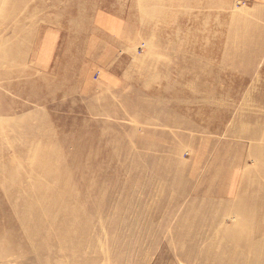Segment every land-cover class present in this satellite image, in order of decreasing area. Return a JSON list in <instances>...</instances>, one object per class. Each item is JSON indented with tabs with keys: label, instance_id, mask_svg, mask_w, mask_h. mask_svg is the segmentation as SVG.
I'll use <instances>...</instances> for the list:
<instances>
[{
	"label": "rangeland",
	"instance_id": "rangeland-1",
	"mask_svg": "<svg viewBox=\"0 0 264 264\" xmlns=\"http://www.w3.org/2000/svg\"><path fill=\"white\" fill-rule=\"evenodd\" d=\"M0 264H264V0H0Z\"/></svg>",
	"mask_w": 264,
	"mask_h": 264
},
{
	"label": "crops",
	"instance_id": "crops-1",
	"mask_svg": "<svg viewBox=\"0 0 264 264\" xmlns=\"http://www.w3.org/2000/svg\"><path fill=\"white\" fill-rule=\"evenodd\" d=\"M47 49H46V46H45V48H44V51H46ZM49 60V59H48ZM46 61V60H45Z\"/></svg>",
	"mask_w": 264,
	"mask_h": 264
}]
</instances>
